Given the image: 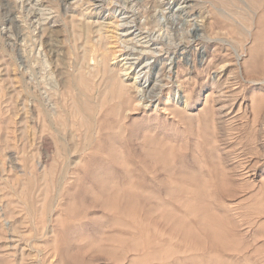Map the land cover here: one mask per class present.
I'll return each instance as SVG.
<instances>
[{"label": "rangeland", "instance_id": "rangeland-1", "mask_svg": "<svg viewBox=\"0 0 264 264\" xmlns=\"http://www.w3.org/2000/svg\"><path fill=\"white\" fill-rule=\"evenodd\" d=\"M0 264H264V0H0Z\"/></svg>", "mask_w": 264, "mask_h": 264}, {"label": "bare ground", "instance_id": "bare-ground-1", "mask_svg": "<svg viewBox=\"0 0 264 264\" xmlns=\"http://www.w3.org/2000/svg\"><path fill=\"white\" fill-rule=\"evenodd\" d=\"M190 9V8H189ZM180 10V9H179ZM175 11V10H174ZM195 24V23H194ZM196 25H198V24H196ZM199 26V25H198ZM197 27V26H196ZM200 31V30H199ZM198 32V31H197ZM94 34V33H93ZM96 45V44H95ZM94 44L92 45L93 47L95 46ZM96 47V46H95ZM95 50H96V48H95ZM22 60V59H21ZM93 60V59H92ZM101 62V61H100ZM88 63V62H87ZM102 64H104V63H102ZM101 64V65H102ZM106 64V63H105ZM104 64V65H105ZM89 67V66H88ZM99 67H100V65H99ZM105 67H106V69H108L109 67H107L106 65H105ZM105 67H103V69L105 68ZM90 68V67H89ZM100 69H102L101 67H100ZM42 70V69H41ZM113 70V69H112ZM105 71V73L107 74L108 72H109V70H104ZM76 72V71H75ZM100 72V71H99ZM115 72V71H114ZM118 72V71H117ZM105 73H103V76H104V74ZM92 74V73H91ZM93 74H96V72L95 73H93ZM93 74L92 75H90L91 76V78H92V76H93ZM119 74V73H118ZM108 75V74H107ZM111 75L113 76V74H111V72H110V76L109 77H111ZM85 78V79H84ZM95 78V77H94ZM105 78H107V77H105ZM114 78V77H113ZM113 78H111V79H113ZM117 77H115V79H116ZM78 79V78H77ZM81 79L84 81V82H87L86 81V77H84L83 76V78L81 77ZM81 79H79L80 81H81ZM111 79H109V80H111ZM79 80H76V81H78L79 82ZM88 80V79H87ZM89 81V80H88ZM116 81H118V80H116ZM120 81V80H119ZM77 82V83H78ZM134 83H135V85L134 86H136V79H135V81H133ZM62 83V82H61ZM112 83L114 84V81H112ZM116 83V82H115ZM78 84H80V83H78ZM83 84V83H82ZM92 84V83H91ZM112 84V85H113ZM121 84V83H120ZM88 85H90V82H88V84H87V87H88ZM103 85V84H102ZM111 85V83H110V86H112ZM122 85H123V83H122ZM80 86H81V84H80ZM91 86V85H90ZM109 86V85H108ZM150 86V85H149ZM83 87H84V85L82 86V90H83ZM85 87H86V83H85ZM84 87V88H85ZM114 87V86H113ZM113 87H111V88H113ZM121 87V86H120ZM127 87V86H126ZM116 88V87H115ZM122 88V87H121ZM128 88V87H127ZM127 88H125V89H127ZM86 89V88H85ZM148 89V88H147ZM87 90V89H86ZM91 90V89H90ZM113 91H114V89H112ZM122 90V89H121ZM146 90V89H145ZM107 91V90H106ZM116 91H117V88H116ZM124 91V90H123ZM125 91H127V90H125ZM138 91H140L139 89H138ZM143 92H144V90H142ZM83 92V91H82ZM84 92H85V90H84ZM136 92V91H135ZM88 93V92H87ZM86 93V94H87ZM115 93V92H114ZM121 93V92H120ZM119 93V94H120ZM85 94V93H84ZM137 94H139V93H137ZM142 94V93H141ZM143 95V94H142ZM139 97H140V95H139ZM142 97V96H141ZM178 97V96H177ZM66 98V97H65ZM143 98V97H142ZM141 98V99H142ZM103 99V98H102ZM145 100V99H144ZM139 101H141V100H139ZM150 102V101H149ZM128 103V102H127ZM146 103H148V102H146ZM78 107V106H77ZM146 107V106H145ZM150 107V106H149ZM74 108V107H73ZM79 108V107H78ZM86 108H87V106H86ZM85 108V109H86ZM147 108V107H146ZM77 109V108H76ZM83 109H84V106H83ZM78 110V109H77ZM76 110V111H77ZM80 110H81V108H80ZM80 110H78V112L80 111ZM86 110H88V108L86 109ZM89 111V110H88ZM107 111V110H106ZM132 177V176H131ZM198 182V181H197ZM128 183V182H127ZM135 197V196H134ZM142 203V202H141ZM111 207V206H110ZM197 208V207H196ZM154 209V208H153ZM210 216V215H209ZM177 220V219H176ZM228 223V222H227ZM127 228V227H126ZM252 248V247H251ZM164 253V252H163ZM163 253H161V254H163ZM247 257V256H246ZM178 258V257H177ZM205 258V257H204ZM209 259V258H208ZM144 261V260H143ZM180 262V261H179ZM184 262V261H183ZM140 263V262H139Z\"/></svg>", "mask_w": 264, "mask_h": 264}]
</instances>
